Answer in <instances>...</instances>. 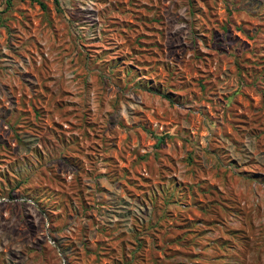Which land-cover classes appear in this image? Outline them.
<instances>
[{"label": "rangeland", "instance_id": "obj_1", "mask_svg": "<svg viewBox=\"0 0 264 264\" xmlns=\"http://www.w3.org/2000/svg\"><path fill=\"white\" fill-rule=\"evenodd\" d=\"M0 264H264V0H0Z\"/></svg>", "mask_w": 264, "mask_h": 264}, {"label": "trees", "instance_id": "obj_2", "mask_svg": "<svg viewBox=\"0 0 264 264\" xmlns=\"http://www.w3.org/2000/svg\"><path fill=\"white\" fill-rule=\"evenodd\" d=\"M8 1H10V0H8ZM31 1H36V0H31ZM39 4H40V6H41L42 8H45V7H44V4H42L41 2H39Z\"/></svg>", "mask_w": 264, "mask_h": 264}]
</instances>
